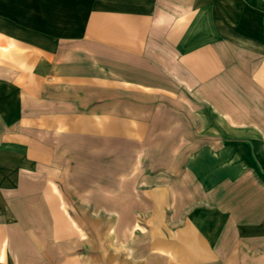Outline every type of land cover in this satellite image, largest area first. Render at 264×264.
I'll return each instance as SVG.
<instances>
[{"label":"crops","instance_id":"obj_1","mask_svg":"<svg viewBox=\"0 0 264 264\" xmlns=\"http://www.w3.org/2000/svg\"><path fill=\"white\" fill-rule=\"evenodd\" d=\"M13 1L0 9V69L25 71L13 84L121 101L123 125L137 118L160 135L154 164L169 173L140 176L153 182L139 207L154 222L119 264H264V0ZM15 179L22 197L25 177ZM66 227L55 225L56 246L39 244L37 264L82 263L84 243L66 257ZM15 229L34 226L0 222V264L16 251L34 264V242L17 250Z\"/></svg>","mask_w":264,"mask_h":264},{"label":"rangeland","instance_id":"obj_2","mask_svg":"<svg viewBox=\"0 0 264 264\" xmlns=\"http://www.w3.org/2000/svg\"><path fill=\"white\" fill-rule=\"evenodd\" d=\"M8 3L9 0H0L3 12ZM8 25L0 19L2 28ZM1 61L4 65L7 55L3 54ZM22 74L25 71L15 68L0 69V222L34 226L12 230L18 240L17 250L23 245L29 248L26 244L34 242L30 254L34 264L42 257L39 244L43 240L49 239L53 247L59 243L55 225L62 219L67 225L66 257L84 243L80 246L81 264H119L122 253L128 252L132 258L135 252L129 243L142 238L148 232L144 225L154 222L149 209L139 207L145 203L139 192L152 189L153 182L140 176L144 172L162 173L163 177L169 173L161 172L166 167L154 164V157L160 155L155 151L154 139L160 135L147 133L137 118L131 122L132 127L123 125L121 115L126 103L114 101L107 106L100 100H74L81 96L74 95L73 86L64 88L65 95L46 91L42 95L40 86L11 82L10 78L22 82ZM20 94L30 101H14ZM113 114V131L107 133V117ZM129 134L132 139H128ZM32 143L39 155H29ZM17 177H25L27 183L22 197L15 196L20 189ZM16 199L18 205H14ZM17 254L16 251L13 264H25ZM74 255L79 259L80 254ZM61 257L52 256L50 263Z\"/></svg>","mask_w":264,"mask_h":264}]
</instances>
